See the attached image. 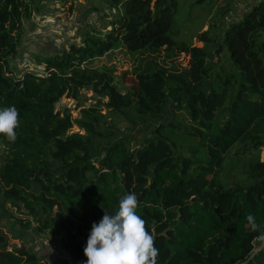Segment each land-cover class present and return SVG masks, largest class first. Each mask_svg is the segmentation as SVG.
<instances>
[{"label": "trees", "instance_id": "trees-1", "mask_svg": "<svg viewBox=\"0 0 264 264\" xmlns=\"http://www.w3.org/2000/svg\"><path fill=\"white\" fill-rule=\"evenodd\" d=\"M216 1L107 0L119 10L110 27L93 25L81 43L37 54L42 72L15 75L9 60L36 0H0V108L14 105L20 114L16 141L0 135L7 144L0 201L49 215L37 229L57 224L76 264L87 260L92 224L105 210L114 214L127 193L136 194L155 237L157 264H264V0L212 36L228 13L226 4L213 10ZM207 15L216 22L194 35L203 45L179 38ZM115 48L135 61L122 85L115 70L91 64ZM84 88L97 100L79 117L56 109L63 96L79 100ZM169 104L173 113L142 138L107 120L145 122ZM75 123L85 133L69 132ZM0 264L53 263L11 247L0 233Z\"/></svg>", "mask_w": 264, "mask_h": 264}, {"label": "rangeland", "instance_id": "rangeland-1", "mask_svg": "<svg viewBox=\"0 0 264 264\" xmlns=\"http://www.w3.org/2000/svg\"><path fill=\"white\" fill-rule=\"evenodd\" d=\"M218 1H216L213 10L216 9L217 5L224 7L226 4L228 13L224 18H218V26L211 28L209 35L212 36L218 35L222 29V23L231 17L236 18L241 15L255 0ZM118 13L119 10L109 6L107 0H36L32 12L23 20V34L20 38L18 51L10 57L9 65L13 68L15 75H22L27 69L42 72L44 67L36 59L37 54L41 56L53 54L68 47L71 42L81 43L86 30L91 29L93 25L101 30L110 27V17L112 18ZM210 18L212 16H204L190 27H186L184 37L179 36V38L187 43L192 42L203 45V42L196 41L194 35L198 31L207 29L210 23L214 24L216 22ZM181 58L183 57L181 56ZM186 60L187 57L184 61ZM91 64L115 70L122 85L123 73L132 70L135 61L125 49L115 48L92 59ZM96 100L97 97L94 92L84 88L79 100L63 96L56 103V109L71 111L73 117H79L80 109ZM175 109L172 104H169L165 115L150 118L145 122L137 123L135 117L114 116L113 114H110L107 120L109 121L112 117L116 118L114 123L120 127V132L128 136L142 138L143 135L148 134L154 124L160 119L166 120ZM105 111L106 107L103 108V112ZM178 115L183 118L184 111L179 110ZM187 121L184 120V122ZM74 131L85 133L84 129H81L76 123L69 130V132ZM6 145L5 142H0V162L6 152ZM260 155L261 159L264 160V144L260 147ZM230 178L235 180L236 175L230 174ZM20 204L21 206L14 205L11 201L4 204L2 200L0 201V233L5 234L10 246H25L49 263L76 264L68 250L60 245L57 224H52L43 231L37 229L41 225L40 219L50 216L41 211L33 215L24 208L22 203Z\"/></svg>", "mask_w": 264, "mask_h": 264}, {"label": "clouds", "instance_id": "clouds-1", "mask_svg": "<svg viewBox=\"0 0 264 264\" xmlns=\"http://www.w3.org/2000/svg\"><path fill=\"white\" fill-rule=\"evenodd\" d=\"M20 128V114L13 105L0 108V135L15 142ZM139 200L135 193H127L119 200L118 210H105L102 219L92 224L84 248L85 264H157L159 250L155 237L138 214ZM247 220L255 227V218Z\"/></svg>", "mask_w": 264, "mask_h": 264}]
</instances>
